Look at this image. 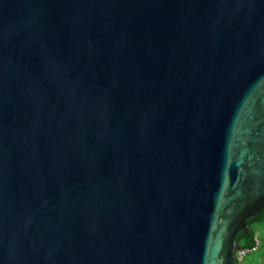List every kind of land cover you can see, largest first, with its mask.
<instances>
[{"label": "water", "instance_id": "obj_1", "mask_svg": "<svg viewBox=\"0 0 264 264\" xmlns=\"http://www.w3.org/2000/svg\"><path fill=\"white\" fill-rule=\"evenodd\" d=\"M264 209V0H0V264H237Z\"/></svg>", "mask_w": 264, "mask_h": 264}, {"label": "trees", "instance_id": "obj_2", "mask_svg": "<svg viewBox=\"0 0 264 264\" xmlns=\"http://www.w3.org/2000/svg\"><path fill=\"white\" fill-rule=\"evenodd\" d=\"M236 240L240 250L247 251L244 259L237 264H264V209L248 220V230L240 231Z\"/></svg>", "mask_w": 264, "mask_h": 264}, {"label": "built area", "instance_id": "obj_3", "mask_svg": "<svg viewBox=\"0 0 264 264\" xmlns=\"http://www.w3.org/2000/svg\"><path fill=\"white\" fill-rule=\"evenodd\" d=\"M256 242H257V245H258L259 241L257 240ZM246 252H247L246 250H239L237 252V255H236V261L241 262L244 259L245 255H246Z\"/></svg>", "mask_w": 264, "mask_h": 264}]
</instances>
